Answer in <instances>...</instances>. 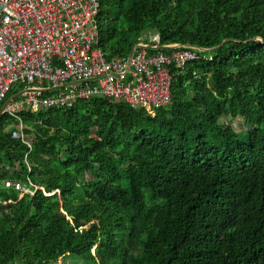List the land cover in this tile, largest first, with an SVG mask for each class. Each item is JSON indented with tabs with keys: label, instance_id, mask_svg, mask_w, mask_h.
Here are the masks:
<instances>
[{
	"label": "trees",
	"instance_id": "trees-1",
	"mask_svg": "<svg viewBox=\"0 0 264 264\" xmlns=\"http://www.w3.org/2000/svg\"><path fill=\"white\" fill-rule=\"evenodd\" d=\"M99 2L109 57L153 33L206 50L154 112L94 97L0 117V264H264V0Z\"/></svg>",
	"mask_w": 264,
	"mask_h": 264
},
{
	"label": "built area",
	"instance_id": "built-area-1",
	"mask_svg": "<svg viewBox=\"0 0 264 264\" xmlns=\"http://www.w3.org/2000/svg\"><path fill=\"white\" fill-rule=\"evenodd\" d=\"M99 11V0H0V110L70 108L94 97L150 112L169 104L171 66L184 68L206 49L174 43L165 52L153 33L128 56L109 57L98 45ZM5 184L28 190L21 181Z\"/></svg>",
	"mask_w": 264,
	"mask_h": 264
},
{
	"label": "rangeland",
	"instance_id": "rangeland-1",
	"mask_svg": "<svg viewBox=\"0 0 264 264\" xmlns=\"http://www.w3.org/2000/svg\"><path fill=\"white\" fill-rule=\"evenodd\" d=\"M222 121L224 123L231 125L238 133L245 132V126L240 122L232 121L228 119V117H223ZM81 263H82V258L80 256H77L75 254H65L59 257L53 264H81Z\"/></svg>",
	"mask_w": 264,
	"mask_h": 264
},
{
	"label": "water",
	"instance_id": "water-1",
	"mask_svg": "<svg viewBox=\"0 0 264 264\" xmlns=\"http://www.w3.org/2000/svg\"><path fill=\"white\" fill-rule=\"evenodd\" d=\"M6 106H7V105L5 104V105L1 108V110H0V117L3 115ZM40 109L43 110L44 108H43V107H40Z\"/></svg>",
	"mask_w": 264,
	"mask_h": 264
}]
</instances>
